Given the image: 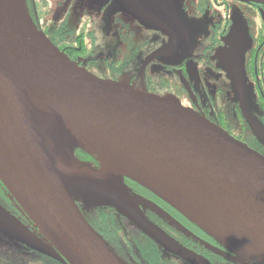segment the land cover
Here are the masks:
<instances>
[{
	"label": "water",
	"instance_id": "water-1",
	"mask_svg": "<svg viewBox=\"0 0 264 264\" xmlns=\"http://www.w3.org/2000/svg\"><path fill=\"white\" fill-rule=\"evenodd\" d=\"M76 148L98 167L78 163ZM125 177L264 264V155L173 95L79 66L36 27L26 0H0V179L39 232L67 264H125L78 203L110 205L165 249L210 264L136 212ZM22 239L52 254L35 236Z\"/></svg>",
	"mask_w": 264,
	"mask_h": 264
},
{
	"label": "flooded vegetation",
	"instance_id": "flooded-vegetation-1",
	"mask_svg": "<svg viewBox=\"0 0 264 264\" xmlns=\"http://www.w3.org/2000/svg\"><path fill=\"white\" fill-rule=\"evenodd\" d=\"M115 1L26 0V5L36 27L79 66L101 78L125 80L136 89L173 95L183 106L264 155V137L251 126V118L256 116L264 130V3L177 0L190 25L185 28L184 39H171L113 7ZM234 18L239 21V29L233 33ZM231 35L233 40H229ZM227 42L235 47L233 51V47L224 50ZM236 69L239 84L248 88L251 95L249 114L238 92L240 85L235 86L231 80L238 76ZM233 85L238 88L234 94ZM74 155L78 163L98 167L84 149L76 148ZM122 182L136 212L175 244L210 264H239L236 258L259 264L221 244L140 184L126 177ZM78 206L125 264H191L159 245L116 207L95 205L84 209L82 203ZM25 234L38 238L51 248L52 254L31 248L22 241ZM0 264H67L1 179Z\"/></svg>",
	"mask_w": 264,
	"mask_h": 264
},
{
	"label": "rangeland",
	"instance_id": "rangeland-1",
	"mask_svg": "<svg viewBox=\"0 0 264 264\" xmlns=\"http://www.w3.org/2000/svg\"><path fill=\"white\" fill-rule=\"evenodd\" d=\"M113 7H118L122 11H126L125 13H127L140 23L146 25L149 28L163 32L167 37L171 39H184L187 35V31L185 30V28H187V24L190 25V22H188V20L183 17L177 0H116L113 3ZM234 22L235 25L233 33L236 32V30L238 31L239 29L238 19L234 18ZM233 38L235 37L231 35L229 40H233ZM227 45L228 48H224V50L228 51L231 47H233L232 51L235 49V47L229 42H227ZM225 54L224 57L226 59ZM237 67L239 70L238 64ZM236 73L238 76L231 78L235 86L236 84H239V71L237 72V69ZM234 85L233 87L231 86L233 88L232 94H234V90L238 89ZM239 85L241 89H238V92L245 103L246 113L249 114L247 107L251 101L250 92L248 88L245 89L243 87L242 83H240ZM253 109L256 110L255 108ZM251 119L253 120V123L251 124L253 131L258 135L264 137V130L261 129L257 117L255 116Z\"/></svg>",
	"mask_w": 264,
	"mask_h": 264
},
{
	"label": "trees",
	"instance_id": "trees-1",
	"mask_svg": "<svg viewBox=\"0 0 264 264\" xmlns=\"http://www.w3.org/2000/svg\"><path fill=\"white\" fill-rule=\"evenodd\" d=\"M30 14V13H29ZM93 157V156H92Z\"/></svg>",
	"mask_w": 264,
	"mask_h": 264
}]
</instances>
